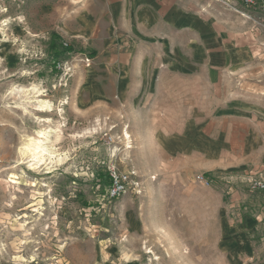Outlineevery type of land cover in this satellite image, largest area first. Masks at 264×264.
Instances as JSON below:
<instances>
[{
  "label": "rangeland",
  "instance_id": "rangeland-1",
  "mask_svg": "<svg viewBox=\"0 0 264 264\" xmlns=\"http://www.w3.org/2000/svg\"><path fill=\"white\" fill-rule=\"evenodd\" d=\"M80 1L0 0V264H241L220 229L264 218V191L247 180L232 206L230 178L155 161L138 115L77 105L91 51L66 27ZM212 1L241 18L245 42L264 43V0ZM41 132L54 155L34 165L24 151ZM111 168L135 172L115 198Z\"/></svg>",
  "mask_w": 264,
  "mask_h": 264
},
{
  "label": "crops",
  "instance_id": "crops-1",
  "mask_svg": "<svg viewBox=\"0 0 264 264\" xmlns=\"http://www.w3.org/2000/svg\"><path fill=\"white\" fill-rule=\"evenodd\" d=\"M223 5L81 0L66 28L91 51L77 105L138 115L139 139L155 161L196 179L230 178L239 207L244 182L264 180V43L245 42L241 18ZM262 225L247 215L225 220L222 251L264 264Z\"/></svg>",
  "mask_w": 264,
  "mask_h": 264
},
{
  "label": "built area",
  "instance_id": "built-area-1",
  "mask_svg": "<svg viewBox=\"0 0 264 264\" xmlns=\"http://www.w3.org/2000/svg\"><path fill=\"white\" fill-rule=\"evenodd\" d=\"M245 3L251 4L254 0H244ZM111 183L108 189L109 197L115 198L125 193L127 188L132 183V177L135 176V172L118 173L114 168L109 170ZM249 187L251 190L264 191V180L262 179H249Z\"/></svg>",
  "mask_w": 264,
  "mask_h": 264
},
{
  "label": "bare ground",
  "instance_id": "bare-ground-1",
  "mask_svg": "<svg viewBox=\"0 0 264 264\" xmlns=\"http://www.w3.org/2000/svg\"><path fill=\"white\" fill-rule=\"evenodd\" d=\"M50 110V106L48 102H41L39 105V108L37 109L38 112L45 113L46 111ZM61 131L58 132L56 135V141L60 139L59 134ZM127 137V133H124ZM49 140V136L46 134V132L39 133V136L37 139H31L29 144L26 146L25 151L26 154L31 156L34 160V165H40L42 163H46L47 160H50V157L54 155V152L49 149L47 146H45V141ZM46 156H48V159H46ZM60 161V160H59ZM33 165V164H32Z\"/></svg>",
  "mask_w": 264,
  "mask_h": 264
},
{
  "label": "trees",
  "instance_id": "trees-1",
  "mask_svg": "<svg viewBox=\"0 0 264 264\" xmlns=\"http://www.w3.org/2000/svg\"><path fill=\"white\" fill-rule=\"evenodd\" d=\"M67 50H71L70 48H68Z\"/></svg>",
  "mask_w": 264,
  "mask_h": 264
}]
</instances>
